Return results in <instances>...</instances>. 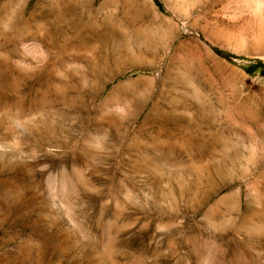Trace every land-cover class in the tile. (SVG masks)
<instances>
[{
  "label": "rangeland",
  "instance_id": "obj_1",
  "mask_svg": "<svg viewBox=\"0 0 264 264\" xmlns=\"http://www.w3.org/2000/svg\"><path fill=\"white\" fill-rule=\"evenodd\" d=\"M264 0H0V264H264Z\"/></svg>",
  "mask_w": 264,
  "mask_h": 264
},
{
  "label": "trees",
  "instance_id": "obj_2",
  "mask_svg": "<svg viewBox=\"0 0 264 264\" xmlns=\"http://www.w3.org/2000/svg\"><path fill=\"white\" fill-rule=\"evenodd\" d=\"M261 74L264 76V71H261Z\"/></svg>",
  "mask_w": 264,
  "mask_h": 264
}]
</instances>
